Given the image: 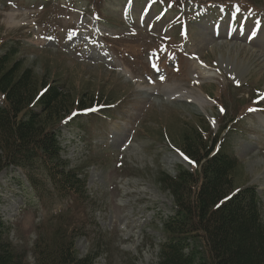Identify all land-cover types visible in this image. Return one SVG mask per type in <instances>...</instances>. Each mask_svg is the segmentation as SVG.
<instances>
[{
  "label": "rangeland",
  "instance_id": "obj_1",
  "mask_svg": "<svg viewBox=\"0 0 264 264\" xmlns=\"http://www.w3.org/2000/svg\"><path fill=\"white\" fill-rule=\"evenodd\" d=\"M19 1L25 4L29 0ZM100 1L96 0V5ZM242 1L264 8V0ZM111 7L116 8L114 5ZM49 9L50 5L39 14L41 19ZM13 11L12 7H6V0H0V53L8 47L22 45L13 59L22 60L24 68L32 67L39 78L65 83L72 89L73 99L78 96L92 99L103 95L109 98V102L104 103L126 97L132 102L129 111L128 107L125 110L127 104L122 101L121 108L107 107L105 118L96 112L83 117L80 122L72 123L71 127L63 128L62 142L66 158L74 169L88 176L91 200L85 204L76 205L46 195L39 199L30 197L19 190L16 179L13 180L21 173L20 170L13 172L10 168L0 172V222L11 227L6 238L21 259V264H40V240L76 226L85 228L89 233V238L79 237L75 241V251L79 256L95 252L100 245L97 251L101 255L95 264H157L159 243L164 240L162 220L175 210L173 196L159 183L161 172L175 176L181 168H192L176 149L167 144L166 138L180 147L187 126L197 130L198 126L205 127V131L202 127L200 130H203L202 135L207 136V133H215L219 125L228 119L221 116L220 107L215 103L217 101L209 100L206 91L228 110L238 101L237 98L252 107L249 114L245 110L239 116L240 120L233 124L232 130L226 132L225 147L231 154H239L243 162L234 171V189L246 184L258 187L264 222L262 40L217 39L208 21L204 20L209 29H204L201 23H191L188 51L199 55V59L211 69L212 72L206 70L211 75L203 74L195 62L184 57L180 75L171 74L168 85H158L154 91L157 96H154L146 92V82L143 86L129 83L125 65L119 59L107 63L104 59L89 58V61L79 63L73 56L50 48L42 49L38 34L42 22L37 20L34 25L28 21L38 16L39 10L31 11L33 14H29L28 18L30 11L19 8L17 11L20 14L16 19L21 24L18 26L8 22V15L10 17L9 13ZM151 11L144 24L153 19ZM113 15L119 17L117 12ZM102 16L104 20L109 19L103 13ZM61 21L63 24L76 22L77 36L85 38L91 33L86 34L85 31V24L90 21L88 16L81 17L74 13L70 19ZM81 21L84 25H81ZM113 21L117 22L116 19ZM164 27L165 24L160 23L152 32L161 33ZM127 37L132 38L131 45L139 47L142 55H151L160 46L142 26L134 28L132 35ZM176 39L175 44H180L179 36ZM112 55L118 57L117 54ZM136 69L140 75L142 65L138 63ZM141 88L146 89L145 93ZM255 98L261 103L255 102ZM141 102L148 104L144 108L138 107ZM240 109H243L242 105L238 106ZM142 111L144 116H141ZM204 113L210 117L212 127L203 124ZM135 114H140L139 119H133ZM123 146H128L124 152ZM22 177L25 179L23 174Z\"/></svg>",
  "mask_w": 264,
  "mask_h": 264
},
{
  "label": "trees",
  "instance_id": "obj_2",
  "mask_svg": "<svg viewBox=\"0 0 264 264\" xmlns=\"http://www.w3.org/2000/svg\"><path fill=\"white\" fill-rule=\"evenodd\" d=\"M17 52L13 48L0 55V168L20 167L32 186L46 179L60 192L82 198L85 184L64 171L58 136L71 113L93 99H73L66 86L39 78L13 59ZM183 137V150L203 163L195 173H161L176 213L164 222L166 240L157 264H264V222L256 194L252 188L234 194L237 160L222 150L211 155L216 139L210 145L195 127L187 126ZM74 231L62 229L41 239L40 264H94L97 251L84 257L76 253ZM6 232L0 223V264H21Z\"/></svg>",
  "mask_w": 264,
  "mask_h": 264
},
{
  "label": "bare ground",
  "instance_id": "obj_3",
  "mask_svg": "<svg viewBox=\"0 0 264 264\" xmlns=\"http://www.w3.org/2000/svg\"><path fill=\"white\" fill-rule=\"evenodd\" d=\"M14 15L15 14H11L10 15V17H11V24H13V23H15L16 21H15V18H14ZM202 69V72H203V74H207V75H209L210 74V72L209 71H206V69H204V68H201ZM206 72V73H205ZM211 75V74H210Z\"/></svg>",
  "mask_w": 264,
  "mask_h": 264
}]
</instances>
